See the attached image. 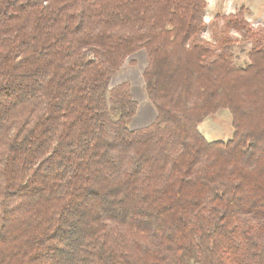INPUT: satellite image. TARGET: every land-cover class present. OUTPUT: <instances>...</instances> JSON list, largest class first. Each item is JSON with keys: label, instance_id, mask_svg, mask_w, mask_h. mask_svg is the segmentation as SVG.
I'll return each instance as SVG.
<instances>
[{"label": "trees", "instance_id": "trees-1", "mask_svg": "<svg viewBox=\"0 0 264 264\" xmlns=\"http://www.w3.org/2000/svg\"><path fill=\"white\" fill-rule=\"evenodd\" d=\"M207 8L0 0V264H264V26L242 7L212 42ZM142 49L157 116L131 129L111 83ZM221 110L233 136L209 141Z\"/></svg>", "mask_w": 264, "mask_h": 264}, {"label": "rangeland", "instance_id": "rangeland-1", "mask_svg": "<svg viewBox=\"0 0 264 264\" xmlns=\"http://www.w3.org/2000/svg\"><path fill=\"white\" fill-rule=\"evenodd\" d=\"M208 8L205 16L208 28L204 38L214 42L212 32L217 25L221 24L224 16L236 14L242 7L246 9V19L253 28L264 26V0H207ZM219 16L220 18H218ZM230 36L237 39L234 48V61L238 65L249 63L248 52L251 49L249 42L241 33L231 30ZM148 64V56L145 49L132 54L118 73L113 77L111 87L122 82L131 84V93L138 102L137 114L129 123V128L137 129L151 124L157 112L148 99L143 73ZM200 131L209 141L224 140L232 138L234 128L232 116L228 110H221L217 114L207 117L199 126Z\"/></svg>", "mask_w": 264, "mask_h": 264}]
</instances>
